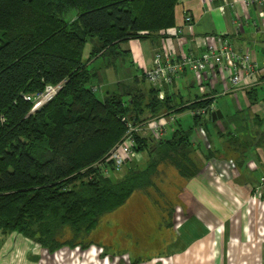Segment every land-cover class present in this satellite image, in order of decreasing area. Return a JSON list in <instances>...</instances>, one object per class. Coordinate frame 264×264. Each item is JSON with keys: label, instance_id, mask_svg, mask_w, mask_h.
<instances>
[{"label": "trees", "instance_id": "1", "mask_svg": "<svg viewBox=\"0 0 264 264\" xmlns=\"http://www.w3.org/2000/svg\"><path fill=\"white\" fill-rule=\"evenodd\" d=\"M179 1L0 0L2 235L18 233L50 253L65 247L87 250L98 245L83 242L103 217L113 218L125 208L123 224L137 220L140 208L127 209L136 196L148 200L144 231L151 233L158 214L149 209V193L160 190L163 167L174 168L188 180L204 168L210 156L199 158L193 129H180L171 138L146 134L148 121L171 115L175 106L169 95L161 100L157 89L146 86L144 74L133 86L120 84L99 98V77L90 68L98 59L125 56V42L154 41L175 27ZM90 38L97 42L84 63ZM58 85L62 88L54 99L34 111V99L48 86ZM256 93L250 90L249 95L256 99ZM213 103L206 99L183 110ZM193 118L195 128L208 137L212 115ZM128 123L143 126L135 133V150L137 156L149 153L150 159L145 169L138 167L136 158L117 172L105 159L123 140ZM169 211L173 215V204ZM66 231L72 238L61 241Z\"/></svg>", "mask_w": 264, "mask_h": 264}, {"label": "crops", "instance_id": "2", "mask_svg": "<svg viewBox=\"0 0 264 264\" xmlns=\"http://www.w3.org/2000/svg\"><path fill=\"white\" fill-rule=\"evenodd\" d=\"M230 1L233 9L222 15L218 9L222 0L214 6H204L200 0H180L175 27L154 41L134 39L123 43L121 49L135 70L142 73L141 78L153 67L156 54L178 59L200 56L210 43L219 47L229 43L236 52L249 53L262 64L264 30L255 26L257 11L247 7L244 0ZM187 13L194 18L191 25L185 24ZM179 28L183 33H177ZM146 86L153 87L148 82ZM250 90L257 92V100L249 95ZM167 95L175 108L169 116L148 121L146 134L159 125L164 126L163 138H171L180 129H193L199 158L205 161L208 155L210 159L190 180L170 166L161 170V183L174 185L163 189L176 193L173 224L183 218L179 227L164 230L165 238L154 239L157 244L152 239L144 243V248L156 244L161 250L154 256H136L133 248L140 244L135 242L118 257H105L97 247L87 251L65 247L50 253L18 233H0V264H264V190L262 196L257 195L264 178V77L258 74L251 84L235 87L230 74L218 67L202 73L186 71ZM206 99L214 100L216 111L223 115L216 121L212 117L208 137L202 128H195L192 111L183 110ZM190 115L193 121L186 127L181 120H188Z\"/></svg>", "mask_w": 264, "mask_h": 264}, {"label": "built area", "instance_id": "3", "mask_svg": "<svg viewBox=\"0 0 264 264\" xmlns=\"http://www.w3.org/2000/svg\"><path fill=\"white\" fill-rule=\"evenodd\" d=\"M217 0H200L204 6H214ZM247 7L257 11L258 22L256 27L264 30V0H244ZM234 5L230 0H222L218 7L220 13L225 15L228 9H233ZM194 18L190 13L186 14L185 24L191 25ZM178 34L183 33L182 28L177 30ZM218 67L224 73L230 74V81L233 86L249 85L258 74L264 77V62L259 64L255 62L249 53L236 52L229 43H224L222 47L216 43L207 45L206 50L200 56H185L180 59L158 53L154 58V65L145 72V78L149 84L159 91V98L164 100L167 91L172 89L175 81L186 71L193 73H202L209 69ZM62 85L48 86L44 93L38 95L34 101V111L41 108L46 103L54 99L61 90ZM97 88H95L96 90ZM27 101H32L31 97H26ZM216 111L212 104L210 107H202L192 111L193 116L207 117ZM172 121H176L174 118ZM128 132L119 143L106 157L105 163L112 164L117 172H122L126 166L137 158L135 133H140L143 126H135L128 123ZM163 127L157 126L151 131L157 139L163 137ZM103 166H105L102 163ZM261 187L257 189V195L262 196L264 190V178L261 180Z\"/></svg>", "mask_w": 264, "mask_h": 264}, {"label": "rangeland", "instance_id": "4", "mask_svg": "<svg viewBox=\"0 0 264 264\" xmlns=\"http://www.w3.org/2000/svg\"><path fill=\"white\" fill-rule=\"evenodd\" d=\"M96 42H97V38L89 39V42L87 43L83 54L84 63H88L91 52ZM90 68L94 69L99 77V80L97 82V84L100 86V91L97 93L99 98H104L106 94L115 92L120 84L133 86L135 84V78H137L138 76L141 78L140 75L142 74L135 70V68L131 64V59L127 58L126 56H123L122 58H118L116 60L112 58L104 59V60L98 59L97 61L91 63ZM140 87L143 88L142 85ZM135 88L136 87H134V89ZM191 115L189 118H187L188 120H185V118L181 120L184 126L188 127L192 124L193 118ZM257 130L258 129L256 127L255 131ZM149 159H150L149 153L141 154L137 158L138 167L140 169H145L148 165ZM124 173L125 172H123V174ZM116 177L121 178L120 175H117ZM170 180L174 182L175 185L177 184V182L174 181L173 178H170ZM158 185L160 190L153 188V190L150 191L149 193V197L150 195H152V197L150 199L149 197H147L149 199V209L157 210V214H158V218H156V224L153 228L155 229V231L152 230L151 233L144 231L145 228H147L146 227L147 225H145V223L147 222V218L144 217V214L146 213L144 211L145 210L144 207L145 204L148 202V200L136 196L131 203H128L130 205L129 207H127V209H132L135 206L140 208V211L138 212L139 217H137V220H132L126 224H123L124 218L126 219L127 217V215L122 216L123 213L124 214L127 213L125 212L126 209L123 208L121 211H119L118 215L113 218H111V215L103 217L99 225L97 226L96 230L90 235V237L85 238L83 243L85 244L94 243L103 246V248L99 247L98 245L96 246L94 245L92 247L102 248L103 250V252H101L102 255L104 256L107 255L109 257H118L124 255V253H127L128 250H130L129 244L135 242H136L135 245L140 244L139 249L138 250L136 249L134 251V254L136 256L147 255V254H149V256L150 255L154 256L155 254H157L158 251L161 249L156 247L158 241H154V239H156L158 236L162 239L165 238L163 237V235H165L164 230L166 228L172 229L174 226L179 227L177 225L181 224L180 222L181 220H183V218L181 220L179 219L180 221L177 222V225L173 224V219H172L173 215L169 211V207L176 202L175 200L176 193H168L163 189V186L166 185L174 186L173 183L159 182ZM144 193H142V195ZM144 195L148 196L146 193ZM116 217H118L117 219H119V221L115 220ZM132 218H134L133 215ZM132 224L135 225L134 229ZM141 229L145 232V236L141 235ZM133 230H136V233H134ZM71 238H72V234L69 231L68 232L66 231L61 241H67L70 240ZM149 239H152L151 242H156V244H154L152 248H149L148 246H145L144 248V243H148ZM142 251L144 252V254ZM135 255L133 257H135ZM136 259L138 260L139 258ZM133 261L131 260V262Z\"/></svg>", "mask_w": 264, "mask_h": 264}, {"label": "water", "instance_id": "5", "mask_svg": "<svg viewBox=\"0 0 264 264\" xmlns=\"http://www.w3.org/2000/svg\"><path fill=\"white\" fill-rule=\"evenodd\" d=\"M212 117H213V120L216 121L218 119H222L223 118V115L221 113V111H216L212 114ZM132 167H135V162L132 163Z\"/></svg>", "mask_w": 264, "mask_h": 264}]
</instances>
